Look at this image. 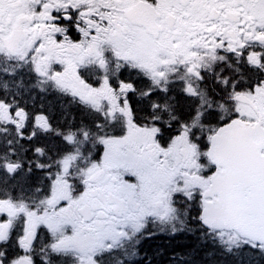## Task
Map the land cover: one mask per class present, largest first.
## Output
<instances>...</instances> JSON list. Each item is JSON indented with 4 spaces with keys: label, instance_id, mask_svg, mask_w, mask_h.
<instances>
[{
    "label": "snow or ice",
    "instance_id": "snow-or-ice-1",
    "mask_svg": "<svg viewBox=\"0 0 264 264\" xmlns=\"http://www.w3.org/2000/svg\"><path fill=\"white\" fill-rule=\"evenodd\" d=\"M160 234L264 264V0H0V264Z\"/></svg>",
    "mask_w": 264,
    "mask_h": 264
},
{
    "label": "trees",
    "instance_id": "trees-1",
    "mask_svg": "<svg viewBox=\"0 0 264 264\" xmlns=\"http://www.w3.org/2000/svg\"><path fill=\"white\" fill-rule=\"evenodd\" d=\"M184 240L171 241L166 236L153 241L146 240L141 244L142 254L137 259V262L143 261V264H148V260L152 264H172L173 249L177 243H185ZM147 257V260H145Z\"/></svg>",
    "mask_w": 264,
    "mask_h": 264
},
{
    "label": "flooded vegetation",
    "instance_id": "flooded-vegetation-1",
    "mask_svg": "<svg viewBox=\"0 0 264 264\" xmlns=\"http://www.w3.org/2000/svg\"><path fill=\"white\" fill-rule=\"evenodd\" d=\"M164 236H166V235H164V234H160V235H158V236L153 237L152 239H148V240H146V243L148 244V241H153L154 239L162 238V237H164ZM143 242H144V241H143ZM143 242H142V243H143ZM141 254H142V251H140V254H139L137 257H135V259L137 260V259L140 257Z\"/></svg>",
    "mask_w": 264,
    "mask_h": 264
}]
</instances>
